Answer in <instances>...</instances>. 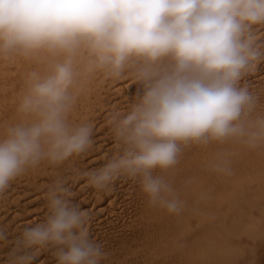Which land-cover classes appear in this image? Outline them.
Wrapping results in <instances>:
<instances>
[{
  "label": "clouds",
  "instance_id": "9594fccd",
  "mask_svg": "<svg viewBox=\"0 0 264 264\" xmlns=\"http://www.w3.org/2000/svg\"><path fill=\"white\" fill-rule=\"evenodd\" d=\"M254 25H264V0H0V60L36 65L15 118L0 122V193L42 161L84 152L92 127L73 126L70 114L94 76L127 71L144 90L127 115L109 120L123 153L89 173V183L105 189L120 176L138 178L150 206L180 215L179 191L154 170L175 169L188 147L216 145L205 169L226 180L235 170L223 146L264 154V110L238 86L264 59ZM67 195L59 184L50 192L46 222L24 230L12 264H31L17 253L48 244L58 264H99L88 216Z\"/></svg>",
  "mask_w": 264,
  "mask_h": 264
},
{
  "label": "bare ground",
  "instance_id": "6f19581e",
  "mask_svg": "<svg viewBox=\"0 0 264 264\" xmlns=\"http://www.w3.org/2000/svg\"><path fill=\"white\" fill-rule=\"evenodd\" d=\"M252 33L256 45L264 51V25H254ZM33 67L36 65L20 58L0 60V122L15 118L24 76ZM238 86L246 87L257 95L258 110H264V59L257 63L254 71L241 78ZM143 90V83L135 80L127 71L120 79L105 78L103 74H97L89 81L88 91L80 98L69 121L73 126L91 125L90 146L59 164H51L45 160L35 168H28L11 180L5 191L0 193V233L3 235L0 239V264H12L16 242L25 229L46 222L49 215V194L58 184L67 189L66 198L71 204L87 214L88 220L84 227L88 238L99 244L103 253L99 264L210 263L211 257L209 258L207 250L213 244L211 237L208 239L212 233L208 226L205 225L207 232L204 227L198 228V225L203 223L201 221L212 222L210 205L213 198L218 196L223 199L227 190L230 191L238 181L237 177L244 173L241 171L249 169L250 172L253 168L264 165V154L248 152L235 146H223L233 153L235 170V175L226 180L205 169L212 155L219 150L220 146L216 145L207 148L188 147L183 150L175 169L167 173L154 170V175H165L179 191L185 202L184 211L180 215L168 214L163 209L150 206L138 178L120 176L107 188L97 189L89 183L88 174L101 169L124 150V145L116 139L109 120L114 115L121 118L127 115L142 96ZM188 180H192V183L186 184ZM202 192L207 193L203 199L200 198ZM236 199L237 202L241 199L240 204L243 202L242 197ZM241 206L239 207L243 209ZM217 209L218 206L215 211ZM221 225L224 227L223 222ZM216 227L214 225L212 228V224L210 225L212 230ZM222 228V232L227 233ZM240 229L237 228V231ZM219 230L215 232L220 234ZM240 231L237 235L242 237L243 233L239 234ZM221 241L217 242L219 246ZM24 253L32 257L31 264H58L56 246L51 244L33 246L17 254ZM230 258L232 257L229 256ZM224 262L227 264L228 261Z\"/></svg>",
  "mask_w": 264,
  "mask_h": 264
},
{
  "label": "rangeland",
  "instance_id": "374dc122",
  "mask_svg": "<svg viewBox=\"0 0 264 264\" xmlns=\"http://www.w3.org/2000/svg\"><path fill=\"white\" fill-rule=\"evenodd\" d=\"M263 166L264 165H261V167L253 168L254 169V170L252 169L253 171L250 170L251 173L249 172V169L241 171V172H244L243 174L239 172L242 175L237 177L238 179H236V181L237 180L238 181L237 182L234 181L236 183H234L233 185L229 184L230 186L232 185L233 187L231 186L232 188L230 191L229 189L227 190V193H226L227 195L223 198L224 200L222 198H219L218 196H215L213 200L211 201L210 206L212 210V214H211L212 222L209 223L207 221H201L203 223L198 225L199 226L198 228L204 227L205 231H207L208 229V228L205 229V225L208 226L209 227L208 230H210L209 232L212 233V236L208 237V239H210L211 237L212 239L211 241L213 243L211 249L207 250V254L209 258L211 257L209 264H226L224 261L226 262L228 261L229 264H232V263L233 264H264V169H263ZM258 168L259 169L262 168L263 170L262 169L259 170ZM260 171H262L263 173H261ZM243 177H246V178H243ZM241 197L243 198V202H242L243 204L241 203L243 206H241V204L239 203L241 199L240 200L238 199L239 200L238 202L236 201L237 200L236 198H241ZM246 199H249V200H246ZM231 202L232 204L234 203L235 205L236 204L238 205L236 206L234 204L232 205ZM227 204L232 205V206L228 205L226 209L225 206ZM217 206H218V209L217 211H215ZM239 206L243 207V209H241ZM220 214H222L223 216H220ZM237 219L240 220V223H239V220ZM222 222L224 223V227L221 225ZM211 224H212V228L214 227V225L215 227L217 226L216 229L214 228L212 230L210 228ZM217 224L221 225L220 227L221 228L223 227L227 233L222 232L223 230H221V228H219V225ZM225 227H227V229ZM237 228L238 229L241 228L243 229V231H240L241 229L237 231ZM201 230H199L198 232L202 233ZM218 230L220 234L216 233L218 232ZM239 231H240L239 234L243 233L242 237L237 235ZM224 235L226 236L224 237ZM220 241L222 242L221 246H219L220 244H217V242L219 243ZM221 248H223L224 250ZM225 253L228 255L226 256ZM229 256L232 258L234 257V259L232 258L229 259ZM239 258L240 260H237Z\"/></svg>",
  "mask_w": 264,
  "mask_h": 264
}]
</instances>
